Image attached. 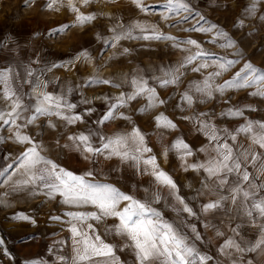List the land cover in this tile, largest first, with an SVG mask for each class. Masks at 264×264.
Wrapping results in <instances>:
<instances>
[{
  "label": "rangeland",
  "instance_id": "1",
  "mask_svg": "<svg viewBox=\"0 0 264 264\" xmlns=\"http://www.w3.org/2000/svg\"><path fill=\"white\" fill-rule=\"evenodd\" d=\"M182 2L188 5L187 9H170L167 0H141L140 6L134 0H89L87 4L72 0L80 10L78 13L71 10L68 0L52 8L48 7L50 0H0V72L12 70L13 86L26 106L21 119L16 121L20 127L0 122V264H72L76 245L71 223L83 225L66 213L97 211L91 205L66 204L62 196L46 194L47 190L38 183L25 185L29 173L20 163L22 154L32 145L20 143L15 137L17 131L31 138L41 156L74 174L91 171L93 175L87 179L114 185L141 200H152L158 194L159 201H152L151 206L180 229L201 254L211 258L207 264H232L233 259L237 264H264V250L221 252L225 240L237 238V233L246 245L259 239L264 219L253 220L231 205L204 212L203 206L217 198L214 191H209L215 185L205 171L185 170L182 153L172 148L178 138L182 139L193 153L186 158L187 163L203 162L207 153L199 149L210 145L197 119L229 132L248 121L264 122V95L252 94L258 88L264 90V84L228 88L222 93L213 91L211 97L196 91V86H202L205 80H210L213 88L223 85L249 62L264 70V0ZM145 7L149 10L144 11ZM80 13L95 18L80 22ZM137 24L147 31L134 28ZM63 26H68V30H61ZM129 30L131 37L114 41L116 35ZM153 30L165 38H142ZM168 36L175 39H167ZM188 40L197 41L199 48L186 43ZM189 56L195 59L189 62ZM229 60L236 63L227 70L219 67ZM56 65L63 68V97L75 105L71 110L64 108L63 113L82 119L68 123L56 115H38L28 123L26 118L33 115L38 103L30 93H25L30 89L25 86L30 82V68L54 69ZM176 70L175 82H161L171 78L165 72L171 74ZM216 72L221 74L213 75ZM140 78L155 89L156 98L150 102L148 93L138 95L119 107L114 119L105 121L103 117L117 103V97L134 92L131 81ZM105 79L111 83H102ZM52 84L50 89L57 94L59 81L56 86L54 81ZM185 93L192 96L191 105L184 99ZM161 100L164 103H159ZM7 104L0 98V109ZM229 109H241L243 114L222 115ZM161 116L177 127L165 126L163 119L158 123L157 117ZM134 128L140 130L151 149L144 157H156L159 167L171 176L178 195L195 215L180 211L182 206L175 195L167 186L158 184L150 170L143 171L145 165L137 168L133 161L118 156L84 153L69 139L91 133L95 147L102 143V137L132 133ZM237 143L247 147L251 141L241 134ZM248 170L257 172L251 165ZM256 182L264 183V175ZM19 214L29 219L17 218ZM84 223L91 224L105 243L115 246L119 264H137L134 251L123 247L127 240L114 232L113 226L118 223L115 218L88 219ZM100 261L97 258L95 264Z\"/></svg>",
  "mask_w": 264,
  "mask_h": 264
},
{
  "label": "snow or ice",
  "instance_id": "2",
  "mask_svg": "<svg viewBox=\"0 0 264 264\" xmlns=\"http://www.w3.org/2000/svg\"><path fill=\"white\" fill-rule=\"evenodd\" d=\"M83 2L87 4L89 0H83ZM57 3H62V0H50L48 7L52 8ZM134 3L140 6L141 0H134ZM167 4L170 9H187L188 7L182 0H167ZM68 6L72 11L79 13V8L72 3V0H68ZM143 10L148 11L149 9L145 7ZM94 18V15L83 13L77 16V20L80 22L91 21ZM134 28L147 31L139 24L135 25ZM61 30L67 31L68 26H63ZM193 30L198 31L200 29L194 28ZM131 35L132 31L129 30L126 33L116 35L114 41L131 37ZM218 35L226 34L219 33ZM142 38L162 39L165 37L157 35L153 30L152 34L144 35ZM166 38L175 39L171 36ZM186 43L196 45L199 48V44L195 40H188ZM231 43L229 41V44ZM199 54L207 55L206 53ZM85 57L87 58L86 53ZM193 59L195 57H187L189 62ZM235 63V60H229L226 63H221L219 67L227 70ZM207 66L201 65V67ZM194 70L198 71L199 69ZM11 71V69H8L0 72V85H3L0 88V98L8 102L5 109H0V122L12 124L18 128L20 126L16 125V121L21 119L26 106L21 102V97L13 86ZM177 73L178 70H176V73L171 74L165 72V76H171V78L163 79L161 82L165 85L175 82ZM220 74L216 72L213 75L219 76ZM102 83L109 84L111 81L105 79ZM131 84L134 86L135 91L127 97H125V94L117 97V103L113 104L111 110L103 117L105 121L114 119L115 111L123 106L127 100H133L138 95L148 93L150 102L156 98L155 89L149 87L147 81L143 78L133 79ZM260 84H264V70L253 66L249 62L244 65L242 71L236 73L233 79L225 81L223 85L213 88L210 80H205L202 86H196V91L211 97L213 91L222 93L228 88H246ZM40 87L43 86L40 85ZM252 94L264 95V90L258 88ZM184 99L189 105L193 103L192 96L187 93L184 94ZM159 103L162 104L164 101L161 100ZM64 108L71 110L75 108V105L67 103L62 96L41 92L33 115L26 119L28 123H32L38 115H56L65 119L68 123H74L82 119L80 116L64 115ZM229 114L240 116L243 112L241 109H229L228 113H222V115ZM121 115L123 116V114ZM162 119L165 121V126L173 129L177 127L175 123L163 116L157 117L158 123ZM185 119H191V117H185ZM197 122L209 140V148L199 149V151L207 153L206 159L203 162L188 164L186 158L193 155L192 150L187 143L179 138L172 145V148L182 153L180 158L185 163V170L188 168L197 171L203 170L215 185V189H209V191H214L217 198L206 203L203 206V211L208 212L231 205L253 220L257 217L264 219V195H261L264 192V183L256 182L264 175V122L248 121L234 132H229L227 129L218 130L207 121L197 119ZM241 134L248 136L251 141L249 146L245 147L237 143V138ZM91 136V133H81L78 136L69 137V139L74 142L78 150H82L84 153L93 156L107 153L109 158L118 156L121 159L133 161L137 168L141 164L145 165L143 171L149 172L150 170V174L155 181L158 184L167 186L175 195V199L182 206L180 211L195 215L184 199L178 195L177 185L171 176L159 167L156 157H144V154L151 152V149L146 146L144 136L138 128H134L132 133L102 137V143L95 147ZM15 137L20 143L32 145L22 154L23 159L20 163V167L26 169L29 173L28 179L24 181L25 185L38 183L39 186L47 190L46 194L54 195L58 193L64 198L66 204L76 207L91 205L97 209L96 212L66 213L73 221H80L83 225L78 227L76 223L70 222V231L73 233L76 245L72 264H84L86 261H92L95 264L97 258H101L100 264H119L118 257L115 255V246L105 243L91 224L84 223L88 219L99 221L105 217L115 218L118 221L113 226L114 232L127 240L123 247H130L134 251L137 264H207L208 260L211 259L201 254L180 229L166 221L162 213L151 206L152 201H159L160 196L158 194H155L152 200H141L121 191L114 185L93 182L87 179V177L93 175L91 171L86 172L84 175L74 174L41 156L29 136H21L17 131ZM229 141L233 143H229ZM257 148L260 151H257ZM85 158L87 159L88 156L86 155ZM249 165L256 168V174L249 172ZM230 177H232L231 181ZM205 187H208V185H205ZM122 204L123 207H121ZM17 218L29 219L23 214H19ZM54 219L60 218L54 217ZM32 222L35 223V221ZM192 230L195 232V228ZM233 232H236V229H233ZM217 234L222 235L219 232ZM238 236L237 233V238H227L221 247V252L228 253L229 250H234L236 253H243L245 251H256L257 249L264 250V225H261L260 238L251 245L244 244ZM196 238L199 239L198 234ZM232 264H237V260L233 259Z\"/></svg>",
  "mask_w": 264,
  "mask_h": 264
},
{
  "label": "crops",
  "instance_id": "3",
  "mask_svg": "<svg viewBox=\"0 0 264 264\" xmlns=\"http://www.w3.org/2000/svg\"><path fill=\"white\" fill-rule=\"evenodd\" d=\"M31 78L30 82H26L25 86H29V91H26L25 93H30L33 98L38 100L39 93L45 92L54 96H64L65 91V80L62 79L63 77V68L62 65L58 66L56 65L53 68H47L44 66H41L39 68H30ZM52 81H54L55 85L58 84L59 81V87L57 88V94L55 92H52L50 88L52 87ZM42 85L43 87H40ZM26 90V89H25ZM59 94V95H58Z\"/></svg>",
  "mask_w": 264,
  "mask_h": 264
}]
</instances>
